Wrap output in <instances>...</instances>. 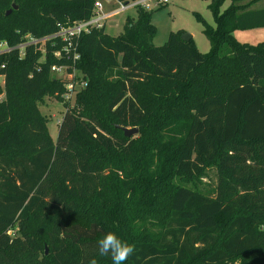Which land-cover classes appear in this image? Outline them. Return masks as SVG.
Listing matches in <instances>:
<instances>
[{
  "label": "trees",
  "instance_id": "obj_1",
  "mask_svg": "<svg viewBox=\"0 0 264 264\" xmlns=\"http://www.w3.org/2000/svg\"><path fill=\"white\" fill-rule=\"evenodd\" d=\"M224 1L209 0L214 28L196 15L206 54L180 32L154 46L142 9L119 36H81L72 106L50 72L59 42L0 54V264H113L97 252L109 231L135 245L125 264H264V42L233 35L264 27V7ZM94 2L0 0V43L85 21ZM45 97L65 109L56 142Z\"/></svg>",
  "mask_w": 264,
  "mask_h": 264
},
{
  "label": "rangeland",
  "instance_id": "obj_2",
  "mask_svg": "<svg viewBox=\"0 0 264 264\" xmlns=\"http://www.w3.org/2000/svg\"><path fill=\"white\" fill-rule=\"evenodd\" d=\"M208 3L209 0H168V4L163 6L153 3L148 5L149 10L146 9V11L152 13L150 22L156 30L152 39V44L157 47L162 46L166 42L170 32L187 33L191 35L195 47L201 54L208 53L210 46L203 34V23L196 19V15H199L207 25L212 28L215 27L214 19L208 9ZM229 5L230 0H225L220 6L219 11H225ZM250 6L254 9L262 8L264 7V0L254 2ZM128 16L136 18V11L129 10L108 20L104 28L105 33L112 37L122 34L125 19ZM233 35L239 43L255 46L258 43L264 42V27L249 30H236ZM53 76L59 78L58 75ZM2 86L3 77H0V87ZM2 96L3 95H0V99ZM73 102L74 100L72 99L69 104L72 106ZM38 108L40 113L47 119L46 126L52 141L56 142L59 124L65 111L63 103L52 97H45L38 103ZM137 134L131 137H135ZM211 176V180L215 182L216 178L213 173H211ZM47 252L48 250L45 248V254H47Z\"/></svg>",
  "mask_w": 264,
  "mask_h": 264
},
{
  "label": "built area",
  "instance_id": "obj_3",
  "mask_svg": "<svg viewBox=\"0 0 264 264\" xmlns=\"http://www.w3.org/2000/svg\"><path fill=\"white\" fill-rule=\"evenodd\" d=\"M152 3L163 6L168 4V0H129L127 2L95 0L93 14L89 19L75 22L69 26L59 27L56 32L40 38L27 34L24 37L23 43L16 47H9L4 42L0 43V54L14 49L24 51L28 46H39L40 50L44 52L43 47L45 44L50 43L54 46L56 42H59L61 46L53 52V56L56 59L63 60L64 63L51 66L50 72L66 81L65 92L61 95V98L64 102L71 103L76 94L87 86V81L76 68V64L80 59L76 50L80 37L90 33L92 30L105 28L106 22L117 15L129 10H146L148 9V5ZM9 234H12V231Z\"/></svg>",
  "mask_w": 264,
  "mask_h": 264
},
{
  "label": "clouds",
  "instance_id": "obj_4",
  "mask_svg": "<svg viewBox=\"0 0 264 264\" xmlns=\"http://www.w3.org/2000/svg\"><path fill=\"white\" fill-rule=\"evenodd\" d=\"M135 251V245L122 240L112 231L107 232L98 241V255L102 257L110 255L113 264H125L135 254ZM88 264H97V260L95 258L90 259Z\"/></svg>",
  "mask_w": 264,
  "mask_h": 264
},
{
  "label": "water",
  "instance_id": "obj_5",
  "mask_svg": "<svg viewBox=\"0 0 264 264\" xmlns=\"http://www.w3.org/2000/svg\"><path fill=\"white\" fill-rule=\"evenodd\" d=\"M13 9H16L17 7L16 6H13L12 7ZM11 13V10H8L6 12V15L10 14ZM181 39L183 41H189L190 39H192L191 35L190 34H187V33H184L181 35ZM124 134V137L126 138H129L135 134L138 133V129L137 128H120Z\"/></svg>",
  "mask_w": 264,
  "mask_h": 264
}]
</instances>
